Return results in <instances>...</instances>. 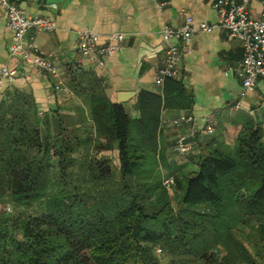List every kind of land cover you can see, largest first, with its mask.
I'll return each mask as SVG.
<instances>
[{"label":"trees","instance_id":"trees-1","mask_svg":"<svg viewBox=\"0 0 264 264\" xmlns=\"http://www.w3.org/2000/svg\"><path fill=\"white\" fill-rule=\"evenodd\" d=\"M168 99L140 90L132 116L97 92L42 113L4 96L0 264H264L263 127L210 139L177 175L158 143Z\"/></svg>","mask_w":264,"mask_h":264},{"label":"crops","instance_id":"crops-1","mask_svg":"<svg viewBox=\"0 0 264 264\" xmlns=\"http://www.w3.org/2000/svg\"><path fill=\"white\" fill-rule=\"evenodd\" d=\"M15 1L27 13L54 18L57 25L54 30L31 28L25 41L33 40L36 52L48 56L57 65L62 82L70 92L56 89L55 77L37 72L29 61L9 52L12 33L7 27L6 10L0 6V62L17 70L14 79L0 87V100L9 93L27 95L39 110L51 111L57 106L80 104L83 95L97 92L121 103L127 112L136 116L135 102L140 90L154 91L162 97L166 92L169 99L161 107L158 138L163 159L171 166L173 162L184 165L187 160L193 161L192 169L210 139L232 143L246 120L264 129V78L259 77L251 89L243 86L234 70L243 56L242 42L223 27L194 33L191 49L180 52L178 75L168 80V84L155 81L158 69L164 64L167 46L162 29L180 25L187 15L214 22V0ZM161 1L166 2L161 4ZM248 9L252 15H259L264 9V0H250ZM83 27H91L103 35L123 31L125 37L120 48L109 55L102 57L93 53L82 57L76 51L75 41L76 30ZM75 85L83 90L77 92ZM183 112L195 117L197 128L186 154L174 150V139L188 125L171 122ZM207 116L214 127L211 134L203 128Z\"/></svg>","mask_w":264,"mask_h":264},{"label":"built area","instance_id":"built-area-1","mask_svg":"<svg viewBox=\"0 0 264 264\" xmlns=\"http://www.w3.org/2000/svg\"><path fill=\"white\" fill-rule=\"evenodd\" d=\"M249 2L250 0H214L213 8L216 14L214 22L195 20L192 15H187L180 25L165 26L162 29V36L167 44L165 60L155 76L156 83L161 85L166 78L178 75L180 52L191 49L194 33L212 31L216 27L227 29L229 35L242 42L243 56L234 70L241 77L243 86L251 89L259 77L264 78V9L259 15L254 16L249 12ZM51 5L55 6V3ZM0 6L6 10L7 27L12 33L9 52L29 61L37 72L55 77L56 89L65 93L70 92L62 82L57 65L48 56L36 52L37 45L33 40L29 43L25 41L26 33L31 28L54 30L57 27L54 18L46 14L27 13L17 5L15 0H0ZM124 37L123 31H110L103 35L91 27H83L76 30L75 48L82 57H88L93 53L104 57L117 51ZM102 38L105 39L103 43H101ZM172 39H175V42H172ZM16 72V69L9 68L6 63L0 62V87L11 82ZM39 113H42V110H39ZM262 115L264 120V112ZM171 122L174 125H188L186 130L178 131L174 139V150L182 154L188 153L191 149L190 139L197 132L195 117L183 112L174 116ZM203 128L207 133H213L214 127L210 117L204 118ZM172 182V175L163 179V184L168 188L171 187Z\"/></svg>","mask_w":264,"mask_h":264},{"label":"rangeland","instance_id":"rangeland-1","mask_svg":"<svg viewBox=\"0 0 264 264\" xmlns=\"http://www.w3.org/2000/svg\"><path fill=\"white\" fill-rule=\"evenodd\" d=\"M173 162V161H172ZM175 162H176V160H175ZM186 163V164H185ZM184 163V165L182 164H176V163H172L173 165L170 167V169H171V172L172 173H175V174H177V175H181V173L182 172H185V171H188V170H192V167H193V164H194V162L193 161H186ZM164 164H168L166 161H165V163ZM170 192L171 193H174V191H173V188H171L170 189ZM8 209H10L9 207H7V209L6 210H8ZM9 211V210H8ZM162 261V264H167L168 263V259L166 258H162L161 259Z\"/></svg>","mask_w":264,"mask_h":264}]
</instances>
